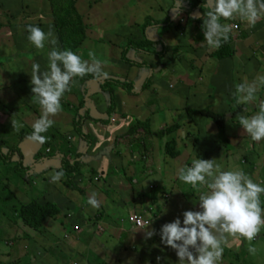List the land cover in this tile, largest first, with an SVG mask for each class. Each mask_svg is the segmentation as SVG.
I'll use <instances>...</instances> for the list:
<instances>
[{
  "label": "rangeland",
  "instance_id": "374dc122",
  "mask_svg": "<svg viewBox=\"0 0 264 264\" xmlns=\"http://www.w3.org/2000/svg\"><path fill=\"white\" fill-rule=\"evenodd\" d=\"M136 1L137 3H134ZM146 1L151 2V4L156 1L157 4L152 6L163 12H165L166 8H169L170 11H168V16H170L172 12V7L176 5V0H168L167 3H164V0ZM54 2L64 3L65 0H0V146L4 145V147H2L3 154H8L10 147H15L16 145L19 147L21 143H24L21 141L22 132L33 130L32 124L40 117L39 115H41L42 111L40 105L34 103L32 99V86L30 84L31 66L33 63H39L41 71L48 70V52L53 46L46 44L43 50L37 49L27 39L28 32L26 29L28 25L39 26L45 32L51 27L58 39V47L61 50L71 49L73 52L80 55L83 60L88 61H91L89 53H94L96 58L102 62L103 68L107 69L108 72L117 74L120 78L121 74L119 75L117 73V68L119 71H121L122 68L126 71L129 67L128 82L132 76L137 74V71H140L141 67L144 71L151 69V71H148V74L145 75L144 73L142 76L144 81L147 78L148 80H150V78L151 80L162 78L163 81H167L172 87L175 85V79H178L177 84L179 86L183 85V73L193 71L196 73L195 75L198 74V71L196 72L194 71L195 69L190 68L187 54L182 63L180 61L176 62L174 59L171 64L167 66L165 64L175 45L173 40L170 41L174 38L173 34L176 31L174 28H177L175 24L174 27L173 25L169 26L172 33L167 35H163V31H154V28L148 30L149 38L162 35L163 37L166 36L165 41L169 43V45L166 46H170L169 53L159 60V62L154 57L150 58V56L145 57L140 55L142 60L144 59L151 63L154 61L152 68V64L144 61L140 68L134 66L132 70L131 65L122 62L121 55L124 51V47L129 41L134 42L140 40L144 36L142 24L140 23V13L143 9L149 8V5L145 4L143 1L76 0V6L79 11L84 16L87 15L86 23L90 27L86 30L84 38L74 43V47L73 45L72 47L66 45L60 40V37H58L59 35H57L52 19V4ZM153 13L154 11H152V14ZM160 17H162V15ZM185 20L186 17L183 16L182 19L179 20V23L184 26L186 24ZM170 23H172L171 17L169 24ZM191 23L192 21L189 22L188 25L186 24L182 27L186 31L183 33L186 37L185 35L183 37L182 34L180 40L184 42L186 39V45L190 42L189 37H193L195 33V31H193L189 34L191 30L189 25ZM197 37L200 36L198 35ZM185 44L184 48L186 47ZM236 44L237 42L233 44L234 47ZM177 45L178 47L180 46L179 43H177ZM189 48L191 49V47ZM21 49L36 52V55L34 57L31 54L28 57H23V55L18 56ZM236 52L237 51L234 50L232 58L225 60V62H219L212 70L216 83L222 87L219 94L216 93V90L212 89L210 82L208 84H198L200 81L197 80V82L194 81V85L191 84V86L186 87L188 89L186 93L194 94V98L192 102H185L187 104L182 106V108H177L176 105L178 103L173 99L174 92L165 90L160 91V103H157V100H155L156 106L147 108V110L150 111L153 108L151 113H149L152 114L153 112V117L150 121L152 125L156 124L155 126L158 130L164 129L172 124H177L176 126L178 128L176 132L179 134V138L176 144L178 152L175 159L168 160L164 156L167 155L164 146L168 139L164 140L163 144H161L159 153H155L156 156L152 154L153 151L150 145L148 146V155L141 153L139 143H142V139L137 138L138 136L136 137L137 139L135 138L136 141L127 139L128 142H126V146H131V151L136 153L140 152L139 156H136L139 159L135 160L136 163L138 162V164H140L137 166L134 165L138 170H133V179L137 182H142L143 180L146 182L144 185V189H146L145 194H151V192H147L149 183L155 184L157 187L161 188L162 182H165L166 187H163L161 191L158 188L160 191L159 210H156V205L150 204L153 211L156 210V212H154L157 216L155 219L152 213L150 214L149 211H143V206L140 205V199L138 200L136 198V200H134L131 198L135 196V194L131 192L124 193L122 190L123 194L118 195L115 190L109 189V192H106L105 196H102L104 200L101 201V205H104L97 209L93 208L91 205L87 207L79 204L80 202L74 201V197L78 199L81 195L77 191H69L66 189V193L69 195L71 193L73 198H69L68 196L65 200L68 201L71 199L70 201L73 202L69 204L65 212H60V219H58L59 217L57 215L49 218L45 226H43V228L41 227V231L45 232L33 231L28 229L14 212L18 211L22 205L31 203L32 201L37 200L42 204L51 201L52 199L49 197L50 191L46 190V192H42L43 196L39 199L38 194L36 195L30 192L25 194V196H20L17 194V189L20 188V190L24 191L21 187L25 185L23 182L29 184L30 180L25 173H18L17 171V174H13L16 169L15 165L17 166L19 163V157L15 156L13 158L15 161L8 165L0 158V226H2L0 227V231L4 232L2 235L3 237L0 236V264H14L17 260L22 263L35 264V262H31V254L28 252L30 246H28V244H31L30 241H32V239L35 240V238L37 239L35 245L44 243L45 239L49 238V233L47 232L49 225L52 228V230L49 231L52 234L50 239L54 238L55 241V238H57L58 240L55 241L57 243L61 241L60 245L64 246V252L57 249L55 245H48L45 248L50 254H47L43 248L38 251V254L39 257H45L44 255L50 256L53 264H158L156 259L158 256L161 257L159 264H178V257L175 251L161 243L159 230L162 225L172 222L177 217H179L182 222L184 211L199 210V196L201 193L207 191L205 185L198 184L196 187H193L181 181L179 179V169L181 167L191 166L194 159L215 158L216 162L221 164L224 170H243L254 182L264 186V140L253 141L241 127H236L234 123H228L226 128V140L230 146V149H228L226 148L227 145L221 142L215 126L210 119L199 114L192 117L193 112H200L206 109L214 113L225 111L227 108L223 102L230 98L231 93L229 90H232L228 85L236 86V84L240 83L239 80L243 82L245 77L242 73L245 71L246 66H250L251 69L254 70L255 62L245 59L243 51L240 50ZM132 56L133 53L130 54V57ZM6 58L8 60H6ZM140 58L139 60L142 61ZM191 62H193L192 59ZM144 64H146L145 67ZM116 65L117 68L115 69ZM148 66H150V68ZM162 68L172 71V74H169L168 71ZM253 76L254 74L252 77ZM75 78L76 77L73 78L70 84L71 95L72 93L77 94L78 100L85 99V94L84 96L81 94L80 85L75 81ZM120 80L125 81L126 79L121 78ZM151 80L148 87L149 89H147L148 91H144V95H149L150 98L153 97L152 94L154 91L152 88L154 83H152ZM9 83L10 85H8ZM97 85L98 84H95V86ZM106 87H112L120 93L124 85L111 83V85L107 84ZM141 87L142 86L139 85L136 89L139 90ZM261 95V100H264V90L262 94L257 93L258 97ZM126 98H133V96L128 95ZM139 98L146 101L145 96L143 97L141 94ZM186 98L191 99L189 97H185V99ZM257 101L249 103L250 108L246 106L247 108L242 115H254L257 111L253 110V104H257ZM61 105L62 110L55 117H52L55 121L54 125L49 128L46 133H42V135L48 138L46 142L54 148L47 149L53 151L57 150L60 155L73 159L77 156L79 147L82 146L79 142L80 139L72 135V132H74L73 129H71L73 119L78 113L80 116L84 115L76 111L78 105L75 102L66 100V98H61ZM188 113H190L191 116H188ZM12 121L15 122V127H13ZM150 121L148 123H150ZM135 122L143 123V120ZM84 125L85 123L82 126V131H85V133L89 135ZM56 129H60L57 132L62 136L57 134ZM63 130H67L65 136H63ZM120 133L121 132L118 134ZM139 134L142 135L143 133L141 132ZM178 134H174L173 137ZM50 135H53V137L56 136V138L51 139L49 137ZM135 136L136 134L134 137ZM65 137L70 138L69 141L68 139L65 141L63 139ZM94 137H96L95 134ZM59 138L61 139L60 141ZM92 140H94V142L89 147L91 150L85 153L87 154L86 157H89V163L95 161V158H100L102 156L100 152L106 153L111 150L114 152L116 149L115 145H109L108 148L104 147L103 151L94 152L98 142L95 138ZM123 142L125 141H122V143ZM43 145H45V143H43ZM123 152L125 153V151ZM85 154H83L82 158ZM92 154L95 158L91 156ZM110 154L111 157L114 156L113 153ZM119 159V162H121L120 169L116 170L113 167L110 174L114 177L121 176V181L123 178V182H128L125 173L129 165H132L134 161H132L129 154L123 155L119 157ZM168 162H170V164H168ZM158 168H160L161 173L158 171ZM148 169L150 170L147 171ZM104 170L105 171L95 172L92 170L88 171L87 167H82L81 178L83 179V183H81L82 185L80 184V188L84 189L87 187V184L93 183V190L106 189L107 187H104V181L107 180L106 164ZM138 172L143 173L139 176V174L136 175ZM127 174L129 175L130 173ZM140 178L143 180L141 181ZM96 179H98L99 182L96 181ZM35 180L33 181L38 182V184L40 183V181H38L39 179ZM60 182H62V179L57 183V187H55L57 192L65 189L63 182L62 184ZM107 182H109V179ZM136 187L137 186H135V188ZM35 188L37 190V185ZM98 192L101 193L100 191ZM131 194L132 196H130ZM10 195L12 196L10 197ZM122 195H124V199H122ZM260 200L261 206L264 208V193L261 194ZM2 212H4V214H2ZM140 212L145 219L151 221L149 229L156 230V234L151 238L146 239L142 228L137 230L128 222V216L134 213L140 214ZM6 215L7 217H12V220H8ZM94 217H96V219ZM13 218L16 219L15 222ZM75 220L78 221L77 225L74 226L77 232L74 231L73 234V231L70 232L69 227L71 228L70 224ZM50 221L51 224L49 223ZM62 222L69 226H66V232H57L54 234V231L58 229V226ZM90 225L95 227V229H90ZM80 229L86 233L83 235L84 238H94L90 246H82L81 242L77 240L75 233L80 232ZM27 236L30 237L28 241L27 238L23 239V237ZM139 238H143V240ZM104 240H107L105 244H103ZM27 242V246L24 247ZM15 245H17L18 251L14 254ZM67 245L73 248V251L75 249V254L70 253ZM13 246L15 247L12 251ZM250 246L256 248L257 251L255 254L249 252L248 249ZM222 247L224 251L219 261L221 264H264V227H261L259 234L252 241H247L239 235L231 236L226 234V240L222 244ZM67 254L69 256H67Z\"/></svg>",
  "mask_w": 264,
  "mask_h": 264
},
{
  "label": "clouds",
  "instance_id": "9594fccd",
  "mask_svg": "<svg viewBox=\"0 0 264 264\" xmlns=\"http://www.w3.org/2000/svg\"><path fill=\"white\" fill-rule=\"evenodd\" d=\"M205 6L206 0L202 7ZM222 18H240L254 26L264 18V0H212L210 10L201 17L204 41L211 48H219L229 40L232 25L222 24ZM26 30L27 39L37 49L43 50L46 44L53 46L48 52V70L41 71L39 63L31 66L32 99L42 111L32 124L33 131L28 138L42 144L48 139L42 133L54 125L52 117L62 110L61 98L71 91L73 78L86 74L106 77L107 73L94 53H89L91 61H88L71 49L61 50L51 27L45 32L39 26L28 25ZM261 88H264V75L236 84L233 93L236 103L257 101ZM258 109L254 115L239 116L240 126L253 141L264 140V100H259ZM12 124L15 127L14 121ZM64 175L63 170H57L50 180L58 183ZM179 179L193 187L205 185L207 191L199 196V210L184 211L182 222L177 217L159 230L161 243L175 251L178 264H219L226 234L252 241L264 227V208L260 200L264 186L254 182L243 170H224L215 158H200L194 159L191 166L181 167ZM97 197L96 192H91L88 204L98 209L101 201ZM150 223L146 222L142 228L146 239L156 234L155 229H149ZM248 250L251 254L257 251L251 246ZM156 259L159 264L161 257Z\"/></svg>",
  "mask_w": 264,
  "mask_h": 264
},
{
  "label": "crops",
  "instance_id": "0c3cea01",
  "mask_svg": "<svg viewBox=\"0 0 264 264\" xmlns=\"http://www.w3.org/2000/svg\"><path fill=\"white\" fill-rule=\"evenodd\" d=\"M141 1H143L145 4L149 5V8L143 9L142 12L140 13V17H141L140 23L142 24V27L145 25V22H147V19L152 17L154 23L158 24V25H155L154 29L155 28H157V29H155L154 31H163V35L164 34L167 35V34L172 33V30L169 29L170 27L169 26L167 27L165 25L166 23H163V21L167 19V15L169 13L168 11H170L169 8H166L165 12H163L162 10L155 9L152 6V5L157 4L156 1L153 4H151V2L146 1V0H141ZM167 1L168 0H164V3H167ZM186 1L187 0H176V5L174 7L170 6V7H172V12L170 13V16H169L172 18L171 26L173 25V27H174V24L177 26V28H174L176 30L173 34L174 38H172L170 41L173 40L175 42L176 48L178 47L177 43L180 44L182 49H186L187 47H188L187 49H190L189 47H191L190 45H192L191 51H193L195 53L192 56L188 55V64H189L190 68L195 69L194 71H196V72L198 71V74L195 75L196 73H194L193 71L183 73V76H182L183 85L179 86L177 84L178 79H175V85L173 87L171 85H169V83L167 81H163L162 78L151 80V78L149 77L150 80L152 81V83H154L153 87H152L154 90L153 94H152L153 97L150 98L149 95H144L145 92H147L148 90L144 92L141 89H139V90L136 89V87L139 85L144 86V83L148 80V78L146 79V77H145L146 80L144 81L142 76L144 75V73H145V75L148 74V71H144V70L137 71V74L135 76H132L130 81H129V82H133L135 84V88H134L135 92L133 91L132 93L128 94V93H122L124 91L121 90L122 92L118 93L119 105L116 106V110H115L116 112L112 116L111 124L106 125V126H104V125L101 126V124H99V123H94L91 121H85L84 127H86V130L89 133V135H88L84 131L85 136L88 137V138H86V140L87 141L90 140L91 144H92L94 142V140H92V139L95 138V140L97 139V142H98V143L96 142L97 147L94 149V152L100 151V150L103 151V148L104 147L108 148L109 145H113V146L115 145L116 146V149L114 152H112V150L109 152H106V153L100 152V155H102L100 158H95L94 155L92 154L91 156H93L95 158V161H92L89 163V161H88L89 157H86L87 154H85L86 152L88 153L91 150L89 148L91 145L88 146L86 141H84L82 137H80L78 135H74V133L72 132L73 136H76L80 139L79 142H80V145H82L79 147V150L77 152L78 155L79 154H82V155L85 154V156L83 158L82 157L80 158V161L84 164L83 167H87L88 171L94 170L95 172H101V171H105L104 169H105V164H106L107 180L109 179V182H107V180L104 181V183H105L104 187H107V188L106 189H100V190H93L94 184L93 183L92 184L90 183L89 185L87 184V187L82 189L86 193L85 199L87 201H88L89 194L91 192H96L98 194L97 198L100 201L104 200V198H102V196H105V193L109 192V189H112L113 191L115 190L118 193V195L123 194V191H124V193L131 192L132 194H135V196H137V197H135V196H132V194H131L130 195V196H132L131 198H133L134 200H136V198H137L139 200V199H141L140 197H142L143 198V206L148 208V211L150 212V214L152 213L154 219L157 217L154 212H156V210L157 211L159 210L158 204H159L160 199L157 200L158 203L156 205V210L153 211V209L150 205V204H152V198H151L152 195L149 194L150 195L149 196V195L145 194L146 189H144V185L146 184V182L143 179L140 178L141 181L143 180L142 182H137L134 179L132 180L133 182H123V178H122V181L120 180L121 176H117V177L115 176L114 177L113 175L110 174V172L113 169V167L116 170L120 169L121 162H119V160H120L119 157H122L123 155L129 154L132 161H134V162L136 159H139L136 156H139L140 152L136 153L134 151H131L132 147L126 146V142H128L127 139L132 140V138H136L137 136H138L137 138L142 139V143H140L141 144L140 148H141L142 154L148 155V150H149L148 146L149 145L152 148L151 150L153 151L152 154L154 156H156V154L159 153L161 144H163L164 140L163 141L162 140L161 141H157V140L154 141V140H152V138H150L149 135L145 136L146 134L143 132L142 129L139 130L138 134L141 132L143 134L142 135L136 134L135 137L129 136L128 131L136 123L135 121H140V120H143L144 124H148L152 131L158 129L155 126L156 124L152 125L151 121H150L153 117V115H152L153 112H152V114H149V113H151L153 108L151 111L147 110V108L151 107V106L155 107L156 106L155 102H154L155 100H157V103H160V101H161L160 91L165 90L168 92H174L173 99L178 103L176 105L177 108L180 109V108H182V106L187 104L185 102H192V100L194 98V94H192V93L187 94L186 92L188 89L186 87L191 86V84L194 85V83H195L194 81L197 82V80H199L200 82L198 84H201V83L202 84H208L210 82L212 89L216 90L213 88L214 85L212 83L213 79H215V77L213 75L214 74L213 71L211 73V70H206V74L208 75L206 79L202 78V76L199 75V70L202 68V64H200V63H202V61L200 59H202L204 56V49L202 46L204 44H206V41H204V35H203V30H202L203 21H202L201 17L203 16L204 13L206 14L210 10V8L212 6V0H207L208 5L203 7L202 9L198 8L196 10H193V12L190 16L186 15L184 12H182L180 10V8L182 9L181 6H183V7L187 6L185 4ZM134 3H137V1ZM172 3H173V1H172ZM185 10H187V9H185ZM152 11H154L153 14H152ZM161 15H162V17H160ZM183 16L186 17L185 21H186L187 25L189 22L192 21V23L189 25V27L191 29L189 33L195 31V33L193 34V37H189L190 38V42H189L190 45L185 44V43H187L186 39L184 42H182L180 40L181 35L185 31L182 27H184L186 25L185 24L183 26V24L179 23V20H181ZM220 22L222 24H230V25L237 24L238 25L239 30H240V34L238 35L237 41H238V43H240L239 47L241 48V51H243V53H244V58L248 59L249 61L253 60V62H255L254 70H252L250 66H246L245 71L242 73V75L245 77L244 80L252 81V78L255 79L258 75H264V18H261L260 20H258L254 26L249 25L246 21L241 20L240 18L232 19L231 21L230 20H224L222 18ZM197 28H199L201 30L200 35L203 37V41L199 40L197 45H196L195 44L196 41L194 40V38H196L198 36L196 33ZM231 34H232V36L235 35L233 30L231 31ZM163 35L158 36V38L165 42L166 36L163 37ZM184 35L185 34H183V37H184ZM185 37H186V35H185ZM153 39H156V37ZM175 39H176V41H175ZM184 44L186 45L185 48H184ZM194 45L197 46V48H199V49L196 48L197 50H193V49H195ZM180 46H179V48H180ZM131 53H133L132 57H130ZM131 53L128 54V58L130 60L139 61L141 63L146 61L144 59L142 61H140L139 60L140 57H137L135 59L134 52H131ZM145 57H147V56H145ZM191 59L193 60L192 66L190 65ZM116 68H117V65L115 66V69ZM131 69L133 70L134 66H131ZM135 69H137V68H135ZM162 69L168 71L169 74H172V71H170L166 68H162ZM103 70L107 73V76L106 77H96L95 76L96 79L88 85V88H87L88 95L85 96V97L89 98V101H85V103H88V105H93V108H94V110H91L90 113L92 112L93 113L92 115L95 116L96 119L99 121L100 120L101 121L102 120H108L107 112H108V106H109L108 98L106 97V94L103 93V91L101 90V84L106 79H111V80L112 79L113 80H115V79L120 80L121 78H124L126 80L129 79V78H127L129 67L126 71L123 68L121 71H119V69L117 68V73L119 75L121 74V78H120V76H118L117 74H115L113 72H108V70L105 68H103ZM216 72H217V70H216ZM253 74H254V76L252 77ZM91 75H93V74H91ZM115 76L119 77V78H116ZM174 78H175V76H174ZM211 78H212V81H210ZM156 81H157V83H156ZM239 82L241 83V80H239ZM95 84H98V85L95 86ZM223 84H225V83H223ZM228 86L230 89H233L235 91V86H230V85H228ZM263 90H264V88H261L258 93L262 94ZM81 91H84V90L82 89ZM84 93H85V91H84ZM140 94L143 95V97L145 96L146 101H143L139 98ZM125 95L126 96L131 95V96H133V98H126ZM201 96H204V95H201ZM185 97H189L191 99H188V98L185 99ZM261 97H262V95L260 97H258L257 103L259 102V100H261ZM63 98H66V100L75 102L77 105L80 101L77 99L76 95L74 96V93H72V95H71V92H65L63 95ZM197 98H199V97H197ZM255 105H257V104H253V106H255ZM180 116H182V115H180ZM149 121H150V123H148ZM139 123L143 124L142 122H139ZM71 129H73V127ZM58 130H60V129H56V132ZM66 131L67 130H63V132H64L63 136L66 135ZM119 132H121V133L118 134ZM57 134H58V132H57ZM94 134L96 135L97 138L94 137ZM174 134H178V133L174 132ZM53 135L52 136L50 135L49 137L51 139H55V138H53ZM58 135L60 136L61 134L59 133ZM173 135L171 137L174 138L175 144H177L179 134L176 135L175 137H173ZM67 139L69 140L70 138H67ZM136 139L134 141H136ZM59 141H60V139H59ZM109 141H110V143H109ZM122 141H125V142L122 143ZM20 145L18 148H19V150L22 153L23 158H24L23 159V168L25 170L22 173L23 174L25 173L29 177V180L31 182V186L29 184H26V182H23L25 185L21 186V187L24 189V191L20 190V188H19V189H17V194H19L20 196L21 195L25 196V194H28V192H30V193H33L36 195L38 194L41 197V196H43L42 192H46V190L50 191L49 197L52 200L48 201V202L57 205V209L59 210V214L57 216L59 217L58 219H60V216H61L60 212L61 211L65 212L66 209L68 208L69 204L73 202V201H70L71 199H69L68 201L65 200L66 197H68V196H69V198L70 197L73 198L71 193H70V195L68 193H66V191H65L66 189L59 190L57 192L55 190V187H57V183H52L50 180L51 175L54 174L57 170L61 169L62 165H61L60 159L63 157V155H61V157H60V154L56 150V153H57L56 159L54 158L55 160H52V159H49V157L45 156L46 154L41 151V148H37L34 144H29V145L23 144L21 148H20ZM123 151H125L126 154ZM175 152H176V154L178 152L177 146H175ZM110 153H113L114 156L111 157ZM78 155L76 157H74L73 159H78ZM164 156L168 160L169 159L170 160L175 159V157L170 158L168 154L164 155ZM67 159L69 161L73 160V159H69L68 157H67ZM14 161H15V159L12 160V163ZM134 162L132 165H129L128 170H127V173H131L133 176H134L133 170L134 171L138 170L134 165L137 166L140 164V163L138 164V162L137 163L135 162V164H134ZM129 164H131V163H129ZM168 164H170V162H168ZM149 170L150 169H148L147 171H149ZM143 171H145V170H143ZM158 171L161 173L160 168H158ZM141 173H143V172H141ZM141 173L138 172L136 175L139 174V176H140ZM160 173H159V175H160ZM83 174H84V172H83ZM32 179L33 180L39 179L38 181H40V183L38 184V182H34ZM44 181H48V182H44ZM96 181H98V180H96ZM60 183L62 184V182H60ZM78 183H79V187H80V184L83 183V179L81 178L80 182H78ZM36 185L38 187L37 190L35 188ZM135 186H137V187L135 188ZM153 187L159 188L155 184L149 183L148 187H147V192L149 193L153 189ZM163 187H166L165 182H162V187L159 188L160 191ZM98 191H100L101 193H99ZM122 196H123L122 199H124V195H122ZM73 200L80 202L79 204H81L83 206H86V205H84L83 199L80 196L78 199L74 197ZM102 205H104V204H102ZM102 205H100V207H102ZM87 207H89V205ZM49 223L51 224V221ZM77 223H78L77 220L72 221L70 224V226H71V228H70L69 226L65 225L64 222H62L58 226V229H56L54 231V234L57 232H64L65 233L67 230L66 226L69 227L70 232L73 231V234H74V231L77 232V230L74 229V226L77 225ZM82 227H83V225H82ZM89 227H90V229H93V230L95 229V227H93L92 225H90ZM50 230H52V228L49 225L47 228V232L49 233V238H48L49 240L45 239V242L40 243V245L44 248L47 247L48 245H55V247L57 249L64 252V249H63L64 246L60 245V243H61L60 240H59L60 242L57 243V242H55L56 240H58L57 238H55V241H54V238L50 239V236L52 235L49 232ZM80 230H81L80 232L75 233L77 240L79 242H81L82 246H86V247L90 246L92 244L91 242L94 240V238H89V237L84 238L83 235L86 233H84L82 229H80ZM39 232H45V231H39ZM89 234H90V232H89ZM139 239L143 240V238L142 239L139 238ZM36 241H37V239L35 238V240H33V243H35ZM106 242H107V240H104L103 244H105ZM40 245L39 244L34 245V249H37L39 251L40 247H41ZM67 246H68L70 253L75 254V249L73 251V248H71L69 245H67ZM67 256H69V255L67 254Z\"/></svg>",
  "mask_w": 264,
  "mask_h": 264
},
{
  "label": "trees",
  "instance_id": "16d2710c",
  "mask_svg": "<svg viewBox=\"0 0 264 264\" xmlns=\"http://www.w3.org/2000/svg\"><path fill=\"white\" fill-rule=\"evenodd\" d=\"M204 3V0H187L185 2V4L187 6H181L182 9L180 8V10L182 12H184L186 15H191L193 10L196 9H202V5ZM207 3V0H206ZM76 0H65V2H54L52 4V19H53V25L56 29L57 35H59L58 37H60V40L62 42H64L66 45H68L69 47L73 45L74 47V43H77V41H79V39H83L85 36V32L86 30L90 27L87 23V15H83L79 9L76 6ZM208 5V3H207ZM187 9V10H185ZM188 16V17H189ZM170 21V17L167 15V19L163 21V23H166V26H170L171 23L169 24ZM155 25H158L157 23H154L152 17L147 19V22H145V25L142 27V31L144 32V36L143 38H141L140 40L137 41H129V43L124 47V51L122 52L121 55V60L123 63L131 65V66H136L138 68H140L143 63L139 62V61H132L128 58V54H130L131 52H134L135 54V59L137 57H141L140 55H144V56H150V58L154 57L158 60H161L162 58L165 57L166 54H168L169 50H170V46L167 47L166 45H169V43H167L166 41L164 42L163 40L159 39L158 37H156V39L153 38H149L148 37V30L152 29L155 27ZM157 29V28H155ZM201 30L199 28H197L196 33L197 35H199L200 37H196L194 38V40L196 41V45L198 43V41H203V37L200 35ZM190 34V33H189ZM235 36V35H234ZM232 36V34H229V40L227 42L222 43V46L219 48H211L206 44H204L202 47L204 49V56L202 59H200L202 61V68L199 70V75L202 76V78H207V74L206 70H213L214 67H216L218 65L219 62H225V60H228L230 58L233 57V53L234 50L239 52L241 50V48L239 47L238 41H237V37ZM237 41L236 46L234 47L233 44H235ZM190 45V44H189ZM192 47V45H190ZM193 50H197L199 48H197V46L194 45ZM197 48V49H196ZM34 49V47H33ZM189 50V51H188ZM239 50V51H238ZM39 51V50H38ZM236 52V53H237ZM195 52L191 51V49H182L181 46L180 48L174 45L173 50L171 51V55L169 57V59L165 62L166 66L171 64L174 59L176 60V62H183L184 61V57L185 55H190L192 56ZM30 54L34 57L36 55V52H32V51H28L25 49H21L19 51L18 56L23 55V57H28L30 56ZM141 59V58H140ZM6 60H8L6 58ZM142 60V59H141ZM147 63L152 64L151 68L153 67L154 61L148 62L145 61ZM192 66V62L190 64ZM146 66V64H144V67ZM150 68V66H148ZM140 70H143V68L141 67ZM151 71V69H147V71ZM96 79V77L94 75L91 74H86L83 77H76L75 81L78 82V84L80 85L81 90L83 89L85 91H81V94L84 96L87 95V88L89 83L93 82ZM210 81H212V78L210 79ZM111 83L115 84H123V90H125L122 93H132L133 91L135 92L134 88H135V84L133 82H128V80L125 81H121L119 79H115V80H111V79H106L102 84H101V90L103 91V93L106 94L107 98H108V120H94L90 110L85 109V99L83 98L82 100L79 101L78 106H77V112H80V114H83L84 116H80L79 113L75 116V118L73 119V133L74 135H78L80 137L83 138L84 141H86L87 145L90 146L91 145V141L90 140H86V137L84 132L82 131V126L85 123V121H91L94 123H99L101 125H109L111 124V119L112 116L114 115V113L116 112V106L119 105L118 102V92L113 89L112 87L107 88L106 85ZM213 85H214V89H216V93L219 94L222 90L221 85H218V83H216V80L213 79ZM10 85V83L8 84ZM150 85V80H147L144 83V86H142L141 90L145 91L148 89ZM7 86V85H6ZM118 86V85H117ZM9 87V86H7ZM229 92L231 93V96L228 100H225L223 103L225 105V107L227 109H225V111L221 112V113H214L212 111H210L209 109L203 110V111H196L192 113V117L195 115H201L204 116L208 119H210L213 123V125L215 126L217 135L220 137V140L222 143L226 144L228 149H230L229 143L226 140V128H227V124L229 123H234V125L236 127H241L239 124V116L242 115L243 112H245L244 110L249 107V104H237L236 100L233 96V93L235 92L233 89L229 90ZM136 94V93H135ZM77 94H74V96ZM247 106V107H246ZM250 108V107H249ZM254 111H258V103L257 105L254 106L253 108ZM252 110V111H253ZM84 111V112H83ZM40 116V115H39ZM188 116H191L190 113H188ZM77 117V118H76ZM232 121V122H231ZM178 127L174 124L169 125L167 127H165L164 129H156L154 131H152L150 129V126L148 124H141L139 122H136L131 129L128 131V135L129 136H134L135 134H138L139 130L142 129L143 132L146 135H149L150 138H152V140L154 141H163V140H167L166 144H165V148L167 154L169 155L170 158H174L177 154L175 152V140L174 138H172L171 136L174 134V132H176V129ZM242 128V127H241ZM33 130L31 131H25L22 132L21 135V141L22 142H26L29 141L31 143H35V144H41V143H37V142H33L31 141L28 137L30 136V134L32 133ZM62 136V135H61ZM53 138H56L53 137ZM60 139V138H59ZM65 141H67L66 137L63 138ZM133 140H135V138H132ZM61 140V139H60ZM69 141V140H68ZM69 143V142H68ZM139 145L141 146V144L139 143ZM42 148L41 151L44 152L46 154L47 152V157H49V159L55 160L56 159V150H51L54 149L53 146L49 145L48 142H45V145H43L42 143ZM143 146V145H142ZM2 147H4V145L0 146V158L3 160V162L5 164H12V160L15 156L19 157V163L15 169V172L13 174H17L19 172H23L25 171L23 168V155L20 152L19 148L17 147V145L15 147H10L9 148V153L8 154H3L2 153ZM225 147V146H224ZM47 148H51V149H47ZM143 152V151H142ZM78 155V154H77ZM82 154L78 155V159H73L72 161H69L67 159V157H65L63 155V157L60 159L61 162V169L63 170L65 175L62 178V182L64 185V188L69 190V191H77L84 202V205L88 206V201L85 199V193L84 191L79 187V183L80 179L82 177L81 174V169L84 166V164L80 161V158L82 157ZM61 157V155H60ZM55 158V159H54ZM94 171V170H92ZM126 177H127V181L128 182H132L134 176L130 173L129 175L127 174V171L125 173ZM30 186H31V182H29ZM4 187H8V186H4ZM5 189V188H4ZM8 189V188H6ZM151 195H152V205H157L158 203V199H159V189L158 188H154L150 191ZM12 195H10L11 197ZM40 197V196H39ZM38 197V199H39ZM140 205L143 206V198L140 197ZM15 201V200H14ZM142 201V202H141ZM143 211H147L148 212V208L143 206ZM19 219L23 222V224L28 228L31 229L33 231H41V229L43 228V226H45L47 220L49 218H52L56 215L59 214V210L57 209V205L53 204V203H40L39 201H32L31 203L28 204H24L22 205L18 211L14 212ZM2 214H4V212H2ZM140 214H142L140 212ZM143 215V214H142ZM8 220H12V217H7ZM96 219V217H94ZM13 221L15 222L16 219L13 218ZM2 227V226H0ZM42 227V228H41ZM4 234L3 231H0V236H2ZM3 237V236H2ZM27 241L30 240V237H23V239H26ZM31 244L25 243L24 247L30 246L29 247V254L31 257V262H35V264H53L51 261L50 256L44 255L45 257H39L38 254V250L34 249V245L35 243H33V239L32 241H30ZM15 251L14 254L18 251L17 250V245H15ZM12 247V251L13 248ZM23 247V248H24ZM42 248L44 249V251L47 254L48 250L44 247H40V250H42ZM39 250V251H40ZM20 253V252H19ZM49 262V263H48ZM14 264H27V263H22L19 260H17L16 262H14ZM31 264V263H28ZM219 264H221L219 262Z\"/></svg>",
  "mask_w": 264,
  "mask_h": 264
},
{
  "label": "built area",
  "instance_id": "2783aa9c",
  "mask_svg": "<svg viewBox=\"0 0 264 264\" xmlns=\"http://www.w3.org/2000/svg\"><path fill=\"white\" fill-rule=\"evenodd\" d=\"M232 30L234 31L235 36L238 37L240 34V30L237 24H232ZM98 180V179H96ZM150 220L145 219L141 214L134 213L128 216V222L136 229H141L145 225L146 222Z\"/></svg>",
  "mask_w": 264,
  "mask_h": 264
},
{
  "label": "water",
  "instance_id": "95a60500",
  "mask_svg": "<svg viewBox=\"0 0 264 264\" xmlns=\"http://www.w3.org/2000/svg\"><path fill=\"white\" fill-rule=\"evenodd\" d=\"M89 84H90V83H89ZM85 101H89V98H88V97H85ZM85 109L90 110V111H91V110H94L93 105H88V103L85 104ZM92 114H93V113L91 112V115H92ZM92 117H93L94 120H97L95 116L92 115ZM23 144H28V145H29V144H34L37 148H41V147H42V144H38V145H37V144H35V143H31V142H29V141H26V142H24V143H22V144L20 145V148L22 147ZM23 150H24V149H23Z\"/></svg>",
  "mask_w": 264,
  "mask_h": 264
},
{
  "label": "flooded vegetation",
  "instance_id": "af4514ba",
  "mask_svg": "<svg viewBox=\"0 0 264 264\" xmlns=\"http://www.w3.org/2000/svg\"><path fill=\"white\" fill-rule=\"evenodd\" d=\"M46 155H47V154H46ZM46 155H45V156H46Z\"/></svg>",
  "mask_w": 264,
  "mask_h": 264
}]
</instances>
